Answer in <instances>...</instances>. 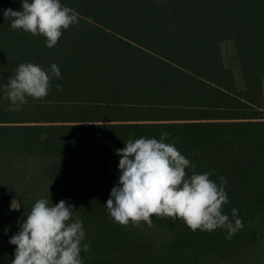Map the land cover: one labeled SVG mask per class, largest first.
<instances>
[{
  "label": "trees",
  "instance_id": "trees-1",
  "mask_svg": "<svg viewBox=\"0 0 264 264\" xmlns=\"http://www.w3.org/2000/svg\"><path fill=\"white\" fill-rule=\"evenodd\" d=\"M79 23L58 43L11 28L0 0V89L19 64L49 69L44 99L28 97L17 111L0 92V264H12L20 230L36 200L64 199L84 222L90 250L84 264H208L240 261L264 230V0H61ZM234 42L239 84L222 43ZM62 85L57 89L56 85ZM195 168L225 185L231 239L220 228L193 232L182 219L152 217L173 233L159 248L115 222L105 202L119 179L125 141L159 140L161 131ZM21 203L10 210L11 200Z\"/></svg>",
  "mask_w": 264,
  "mask_h": 264
},
{
  "label": "clouds",
  "instance_id": "clouds-1",
  "mask_svg": "<svg viewBox=\"0 0 264 264\" xmlns=\"http://www.w3.org/2000/svg\"><path fill=\"white\" fill-rule=\"evenodd\" d=\"M3 15L12 17V29L44 36L47 48L58 43L64 30L79 23L78 12L61 0H21L20 10L7 8ZM61 75L54 62L47 70L21 63L0 92L10 102L9 110L17 111L28 103V97L44 99L52 78ZM56 87L59 90L62 85ZM169 135L162 130L159 140L141 136L116 149L119 179L105 202L108 215L121 225L143 221L151 226L153 216L182 219L193 232L220 228L231 239L243 223L238 209L231 210V219L223 210L228 203L227 178L220 177L218 185L210 172L188 175L186 169H194L195 164L173 143L165 142ZM20 207L16 200L10 204V210ZM74 209L64 199L52 205L46 198L36 200L20 222V230L9 238L16 245L12 264H84L81 253L90 250V242H85L83 220L78 215L73 219Z\"/></svg>",
  "mask_w": 264,
  "mask_h": 264
},
{
  "label": "rangeland",
  "instance_id": "rangeland-1",
  "mask_svg": "<svg viewBox=\"0 0 264 264\" xmlns=\"http://www.w3.org/2000/svg\"><path fill=\"white\" fill-rule=\"evenodd\" d=\"M222 50L226 63L233 68L236 78L240 85H242V75L240 71V66L236 57V49L234 42L225 41L222 43ZM19 202L17 199H13ZM11 200V202L13 201ZM129 228L134 229L135 231L141 232L147 237L149 236L152 241L157 245V247L162 248L166 246L173 238V233L167 229L159 227L152 223L149 226L145 222H140L139 224L129 223L127 225ZM223 261L222 259L218 261L209 260L208 264H264V230L261 232L259 245L256 249L249 248L246 252L241 255L240 261Z\"/></svg>",
  "mask_w": 264,
  "mask_h": 264
}]
</instances>
